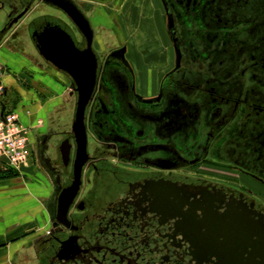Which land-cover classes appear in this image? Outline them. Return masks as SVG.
Listing matches in <instances>:
<instances>
[{
    "label": "flooded vegetation",
    "instance_id": "obj_1",
    "mask_svg": "<svg viewBox=\"0 0 264 264\" xmlns=\"http://www.w3.org/2000/svg\"><path fill=\"white\" fill-rule=\"evenodd\" d=\"M59 1L89 33L55 0H0V62L37 88L3 90L2 105L28 130L50 223L15 263L208 264L182 234L176 195L192 203L204 192L264 215L250 192L198 174L217 164L264 186V0H159L171 60L155 52V69L95 10L122 0ZM55 40L73 44L79 69Z\"/></svg>",
    "mask_w": 264,
    "mask_h": 264
},
{
    "label": "water",
    "instance_id": "obj_2",
    "mask_svg": "<svg viewBox=\"0 0 264 264\" xmlns=\"http://www.w3.org/2000/svg\"><path fill=\"white\" fill-rule=\"evenodd\" d=\"M54 3L68 14L76 26L88 32L87 21L72 5L59 0H55ZM54 34V39L62 36L61 32L55 31ZM54 43L57 44L55 46L60 49L62 55L71 61V66H77L72 55L75 49L73 44H70L72 50H69L61 40H55ZM55 64L58 67L62 65L59 62ZM92 68L93 66L85 68L86 75L92 72ZM76 69H79L78 66ZM91 90L92 85L88 87L84 100L81 99L77 117L78 128L83 124L84 106ZM4 109L5 106L2 107V113ZM176 196L179 199L177 208L179 211L177 216L181 219L179 226L184 238L191 244L193 256L198 263L264 264V215L251 211L241 202L233 200L219 202L217 198L204 192L199 200H194L192 203H189L186 193ZM216 203L219 205L217 206ZM224 204V211L219 212ZM186 206L188 209L184 211Z\"/></svg>",
    "mask_w": 264,
    "mask_h": 264
},
{
    "label": "rangeland",
    "instance_id": "obj_3",
    "mask_svg": "<svg viewBox=\"0 0 264 264\" xmlns=\"http://www.w3.org/2000/svg\"><path fill=\"white\" fill-rule=\"evenodd\" d=\"M161 5L162 4L159 0H122L117 5L103 6L101 8L95 7V10L99 13V17H103L105 21L104 23L109 24L112 23V21H115L120 24L121 28L124 30L125 38L127 37L129 41L136 42L135 45H133L136 49L138 48L137 39L138 43L141 45V47L138 48L140 55H142L146 61L152 60L149 62V65L151 68H154L157 63L153 62L152 58L153 55H155V52L159 50H168L169 56L168 54L167 56L168 59L171 60L170 48L168 49L161 34V29L163 31V23L165 19ZM88 11L91 13L94 12V9L90 8ZM99 23H101V20ZM157 46H159L160 49H157ZM163 57H166L165 52L163 53ZM157 65L163 66L162 63ZM166 65H164V67H160L161 69H157V73L155 72L154 74L156 80L170 67L169 64ZM166 67L168 68L166 69ZM163 68L165 69L163 70ZM29 90L36 92L37 88L34 86L31 89V87L28 86L27 91ZM154 91L155 90H151L152 93H154ZM31 155H33V151ZM34 161L35 160L32 156L29 160V168L23 170L21 174L17 172H4L2 170L5 169L0 166V170L2 172V175L0 174V180L8 181L7 183L9 186L13 187V189L16 188L15 193L22 196L23 202L26 201V198H34L32 199L35 207L34 212H37L38 209V214L35 217L30 218L31 222L29 224L27 222L23 223L26 227L24 230L26 231H23L24 233L22 235H18L19 233L17 234L19 237L18 240L20 241H25L39 234H45L50 229V223L47 219H45V215L43 213L44 206H46L47 202L43 201L44 199H41L39 194L40 186H36L37 179L34 173L37 164L36 161ZM214 165L215 166L206 169L212 172L211 169L213 168V173H206L201 170L205 168L201 166L198 167L199 176L214 178L217 182L236 187L240 190H246L247 192H250L254 198L264 204V186L259 185L256 181L251 180L246 175L241 174L238 171L230 170L227 167L223 168L217 164ZM221 170L226 172L222 173ZM8 216L7 218L9 219ZM8 222L11 225L14 223L18 224L19 218H16L14 223H11L10 220H8ZM11 225H9L8 228Z\"/></svg>",
    "mask_w": 264,
    "mask_h": 264
},
{
    "label": "crops",
    "instance_id": "obj_4",
    "mask_svg": "<svg viewBox=\"0 0 264 264\" xmlns=\"http://www.w3.org/2000/svg\"><path fill=\"white\" fill-rule=\"evenodd\" d=\"M10 66L5 62H0V85L3 90L13 87L19 90H26L28 87L21 81L23 75L17 70L18 66L16 64L12 65V67ZM5 71L9 74L8 76H4ZM7 109L15 112L12 107L7 106ZM0 174L2 175V173ZM7 182L0 180V264H16V259L22 257L24 253L22 246L24 241L18 240L17 234L22 235L23 231H26L23 223L27 222L29 224L31 222L30 218L38 214V209L37 212H34L35 207L32 200L34 198H26V201L24 200L25 202H23L22 196L15 193L16 188L13 189ZM16 218H19L18 224L14 223ZM8 220L14 224L11 225ZM9 225L12 228L11 226L8 228Z\"/></svg>",
    "mask_w": 264,
    "mask_h": 264
},
{
    "label": "built area",
    "instance_id": "obj_5",
    "mask_svg": "<svg viewBox=\"0 0 264 264\" xmlns=\"http://www.w3.org/2000/svg\"><path fill=\"white\" fill-rule=\"evenodd\" d=\"M2 101L3 87L0 85V166L21 174L30 166L28 130L16 112L5 107L2 113Z\"/></svg>",
    "mask_w": 264,
    "mask_h": 264
},
{
    "label": "trees",
    "instance_id": "obj_6",
    "mask_svg": "<svg viewBox=\"0 0 264 264\" xmlns=\"http://www.w3.org/2000/svg\"><path fill=\"white\" fill-rule=\"evenodd\" d=\"M2 171H4V172H7V171H8L9 173H12V172H13V173H16V172H14V171L6 170V169H5V170H2ZM0 173H2L1 170H0Z\"/></svg>",
    "mask_w": 264,
    "mask_h": 264
}]
</instances>
